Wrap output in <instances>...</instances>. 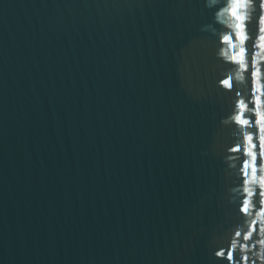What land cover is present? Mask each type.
<instances>
[{"label": "water", "instance_id": "95a60500", "mask_svg": "<svg viewBox=\"0 0 264 264\" xmlns=\"http://www.w3.org/2000/svg\"><path fill=\"white\" fill-rule=\"evenodd\" d=\"M226 7L0 0V264H219L235 231L264 226L237 213L242 159L228 148L251 130L229 113L250 88L228 58L240 41L221 42L237 32ZM240 14L243 46L259 45L255 11Z\"/></svg>", "mask_w": 264, "mask_h": 264}, {"label": "snow or ice", "instance_id": "6c2138e0", "mask_svg": "<svg viewBox=\"0 0 264 264\" xmlns=\"http://www.w3.org/2000/svg\"><path fill=\"white\" fill-rule=\"evenodd\" d=\"M229 2L230 7L224 8L223 11L230 12L231 16L235 18L237 32L235 37L231 34L224 35L221 42L236 48L237 45L233 43V40L238 39L240 41L242 46L239 52L228 58L232 61H238L241 67H246L249 73L250 88L247 102L245 99L234 100L229 113L230 119L235 124L251 130L244 134L242 142L234 146L230 145L228 148L229 152L241 154L242 167L238 182L244 185L243 193L245 196L238 204L237 213L243 220L245 217H250L253 211H256L257 216L264 217V176H260L257 180L258 166L261 171H264V111L260 110L264 105V100H262L264 89L255 87V80L258 76L264 75V68L257 67L252 53L253 47L264 49V35L253 37V39L258 38L261 41L259 45L250 44L247 49L243 46L248 38L245 35V17L240 14V10L252 7L256 13L258 31L264 33V0H229ZM246 52L249 61L247 65L244 64ZM224 55L227 56V53L225 52ZM219 86L226 88L228 92H232L234 97L241 96L239 91L234 90L235 85L231 77H221ZM233 113L235 114L233 115ZM244 142L247 143V148H244ZM244 155L250 157L251 161L244 159ZM249 169H251V174ZM252 184L257 186L255 188L249 187ZM261 233H264V226L258 224L256 220H251L248 227L243 231H235L234 237L237 239H231L229 245L221 247L214 253L217 258H220L219 264H264V253L252 252V249L256 248L257 245H264V239L260 237ZM238 243L240 251L236 250ZM241 251H248L250 255H242Z\"/></svg>", "mask_w": 264, "mask_h": 264}]
</instances>
